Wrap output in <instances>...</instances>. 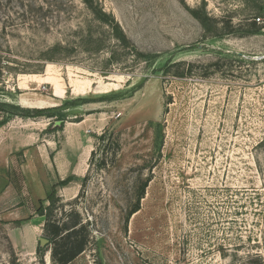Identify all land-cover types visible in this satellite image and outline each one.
I'll use <instances>...</instances> for the list:
<instances>
[{
	"label": "rangeland",
	"instance_id": "rangeland-1",
	"mask_svg": "<svg viewBox=\"0 0 264 264\" xmlns=\"http://www.w3.org/2000/svg\"><path fill=\"white\" fill-rule=\"evenodd\" d=\"M0 103L53 108L40 143L58 121L93 139L76 197L43 208L47 246L0 219V264L82 239L69 264H264V0H0Z\"/></svg>",
	"mask_w": 264,
	"mask_h": 264
},
{
	"label": "crops",
	"instance_id": "crops-1",
	"mask_svg": "<svg viewBox=\"0 0 264 264\" xmlns=\"http://www.w3.org/2000/svg\"><path fill=\"white\" fill-rule=\"evenodd\" d=\"M41 119L43 122L49 120L44 117H10L0 124V219L14 225L9 234L14 247L24 248L28 243L31 248L29 251L38 248L37 240L44 233L45 219L37 211L40 206L46 205L52 187L60 181L72 178L69 184L56 189L60 198H75L78 183L88 172L89 159L93 152L92 137L84 135V131H79L78 134L76 132L77 128L85 126V120H80L75 126L62 121L58 128L63 139L57 140L54 136L53 142L52 139H47L40 143L41 135L50 129L33 127L30 124ZM53 125L49 123L47 127L57 128ZM19 153H22L25 161L18 159L22 158ZM38 156L41 160V171L33 173L28 166V158L31 157L32 161L33 157L36 160ZM55 196H58L57 192Z\"/></svg>",
	"mask_w": 264,
	"mask_h": 264
},
{
	"label": "trees",
	"instance_id": "trees-1",
	"mask_svg": "<svg viewBox=\"0 0 264 264\" xmlns=\"http://www.w3.org/2000/svg\"><path fill=\"white\" fill-rule=\"evenodd\" d=\"M258 12V11H255ZM95 15H97V12H93ZM98 16V15H97ZM195 18H198L199 21L201 22L202 26L204 27L206 33H209V19L208 18H200L198 17L197 14L194 13ZM256 20L257 22H260V18L256 17V13L254 14L253 18H252V22L253 25H256ZM102 21V20H101ZM103 22V21H102ZM73 102H80V103H86L87 101L85 99H78V100H73ZM74 106L75 104H69V102H66L64 104V106ZM7 108H11V110L13 111V113H9L7 111ZM54 109L50 108V109H26V108H21L19 106H11L8 107L5 104H1L0 103V113H3L8 117H20V118H30V119H34V118H38V117H48L47 113H51ZM54 112V111H53ZM5 122L1 121L0 124H3ZM62 122V121H61ZM101 139L104 138V135H102L100 137ZM117 149H119V146L117 147ZM72 181V178H67L64 181H60L58 184H56L55 186L52 187L51 192L49 193V195L47 196V201H53L55 199V195H56V188L57 187H64L67 184H69ZM43 208L42 206H40V208L37 211V214L40 216H44L43 213ZM137 210H135L136 212ZM134 213V212H133ZM44 232H45V228H44ZM60 235L57 234L56 238H58ZM84 245H85V239H82L80 241L77 242V250L76 252H71L68 254H65L63 256L60 257L59 259V263L58 264H69L70 262H72L77 256H79L83 251H84ZM47 246V245H46ZM43 251V249H41L39 246L37 248V253H41Z\"/></svg>",
	"mask_w": 264,
	"mask_h": 264
},
{
	"label": "water",
	"instance_id": "water-1",
	"mask_svg": "<svg viewBox=\"0 0 264 264\" xmlns=\"http://www.w3.org/2000/svg\"><path fill=\"white\" fill-rule=\"evenodd\" d=\"M61 123H62L61 121L55 122L53 127H59ZM38 242H39V247L41 248L48 244V240L44 238H39Z\"/></svg>",
	"mask_w": 264,
	"mask_h": 264
}]
</instances>
